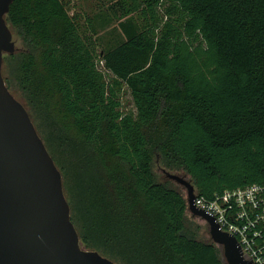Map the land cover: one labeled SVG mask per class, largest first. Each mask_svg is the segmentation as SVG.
I'll return each instance as SVG.
<instances>
[{"label":"trees","instance_id":"obj_1","mask_svg":"<svg viewBox=\"0 0 264 264\" xmlns=\"http://www.w3.org/2000/svg\"><path fill=\"white\" fill-rule=\"evenodd\" d=\"M118 9L109 42L104 18L12 0L5 21L21 48L3 56L5 85L61 174L82 247L116 264H225L154 169L182 171L206 201L264 184V0Z\"/></svg>","mask_w":264,"mask_h":264},{"label":"water","instance_id":"obj_2","mask_svg":"<svg viewBox=\"0 0 264 264\" xmlns=\"http://www.w3.org/2000/svg\"><path fill=\"white\" fill-rule=\"evenodd\" d=\"M12 0H0V264H116L81 246L70 219L62 177L24 105L7 89L4 55L17 52L5 21ZM185 189L187 212L201 219L225 264L245 261L234 237L194 206V188L184 178L161 171Z\"/></svg>","mask_w":264,"mask_h":264},{"label":"built area","instance_id":"obj_3","mask_svg":"<svg viewBox=\"0 0 264 264\" xmlns=\"http://www.w3.org/2000/svg\"><path fill=\"white\" fill-rule=\"evenodd\" d=\"M194 206L235 238L245 261L264 264V184L228 190L211 201L195 195Z\"/></svg>","mask_w":264,"mask_h":264},{"label":"rangeland","instance_id":"obj_4","mask_svg":"<svg viewBox=\"0 0 264 264\" xmlns=\"http://www.w3.org/2000/svg\"><path fill=\"white\" fill-rule=\"evenodd\" d=\"M66 4L67 11L69 15L74 16L78 19L81 24H86V22L91 19L95 22H98L99 19L104 18L105 23L108 24L106 29L99 32V35L109 42L112 41L113 31L116 26V21L119 19L121 12L118 9V0H62ZM13 40L15 41V47L17 50L21 48L20 41L13 35ZM12 94L18 99V95L15 92ZM121 104L124 111L133 110V105L131 98L127 92H123L121 95ZM161 168L158 164L155 166V173L159 178L164 181L166 180L165 176L161 172ZM171 174L177 175L184 178L189 182L188 176H186L182 171L179 172H169ZM180 188L182 193H185V189L178 184L174 183ZM195 195V190H194ZM188 216L190 214L187 212ZM196 225L200 227V237L202 240H209V234L207 225L199 218L193 217Z\"/></svg>","mask_w":264,"mask_h":264}]
</instances>
